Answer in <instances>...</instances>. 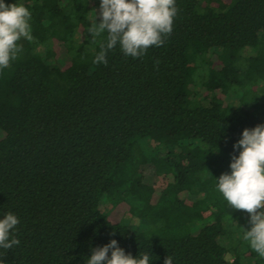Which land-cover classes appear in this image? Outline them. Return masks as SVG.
<instances>
[{
	"label": "trees",
	"instance_id": "1",
	"mask_svg": "<svg viewBox=\"0 0 264 264\" xmlns=\"http://www.w3.org/2000/svg\"><path fill=\"white\" fill-rule=\"evenodd\" d=\"M5 3L29 8L33 36L0 71V219L20 221L5 264H86L112 239L150 264H264L250 214L216 187L243 129L264 124V0H176L163 46L117 45L107 66L93 63L107 33L88 32L100 0ZM121 185L129 201L100 212Z\"/></svg>",
	"mask_w": 264,
	"mask_h": 264
},
{
	"label": "clouds",
	"instance_id": "2",
	"mask_svg": "<svg viewBox=\"0 0 264 264\" xmlns=\"http://www.w3.org/2000/svg\"><path fill=\"white\" fill-rule=\"evenodd\" d=\"M178 8L176 0H100L99 10L88 32L92 38L106 35L93 63L107 66V52L119 45L125 56L143 57L150 47L163 46L173 31ZM31 12L19 3L0 0V71L8 69L23 52L21 39L31 42ZM157 65L159 61L155 62ZM239 155H233L231 172L217 178V189L233 210L250 214L249 228L243 239L264 258V124L244 128L233 145ZM19 218L7 212L0 219V249L9 250L20 244L15 235ZM110 253V254H109ZM150 255L132 256L112 239L92 250L86 264H150ZM0 264H5L0 256ZM164 264H173L167 256Z\"/></svg>",
	"mask_w": 264,
	"mask_h": 264
},
{
	"label": "rangeland",
	"instance_id": "3",
	"mask_svg": "<svg viewBox=\"0 0 264 264\" xmlns=\"http://www.w3.org/2000/svg\"><path fill=\"white\" fill-rule=\"evenodd\" d=\"M248 49H246L247 51ZM134 156V157H133ZM135 159L136 160V155H132V160ZM137 161V160H136ZM130 166L126 167V171L125 172H128L130 171ZM123 185L121 186H118L116 188V190H114L113 192H110L109 194H103L102 196H100L99 200H98V205H97V209L100 211V212H105L107 210H109L112 205L121 200L122 199H125L127 201H129L128 197L129 196H125V194H122L121 193V188H122ZM118 191L121 193L119 194ZM118 193V194H117ZM124 195V196H123ZM120 196V197H119ZM120 222L123 223V224H128L129 226H136L138 224V221H137V218L136 216H134L133 212H126L120 219ZM227 225V224H226ZM225 225V226H226ZM227 227V226H226ZM228 231V230H227ZM230 235L232 234V232L229 233ZM233 236V235H232ZM229 240L228 239H224V243H228ZM230 246H231V243H230ZM226 259L227 260H231L232 259V252H231V248L228 250V253L226 254Z\"/></svg>",
	"mask_w": 264,
	"mask_h": 264
}]
</instances>
